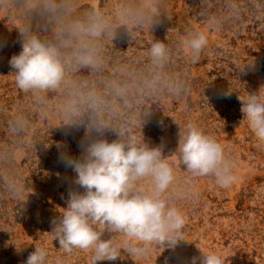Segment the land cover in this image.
<instances>
[{
	"label": "rangeland",
	"instance_id": "374dc122",
	"mask_svg": "<svg viewBox=\"0 0 264 264\" xmlns=\"http://www.w3.org/2000/svg\"><path fill=\"white\" fill-rule=\"evenodd\" d=\"M94 16L105 29L92 42L96 63L85 66L74 28ZM22 32L59 48L57 88L17 86L9 61ZM197 33L208 44L194 58L188 40ZM157 42L167 49L161 64L149 56ZM262 88L264 0H0V264H25L35 247L47 250V264H92L91 251L66 253L51 233L69 192L84 191L60 157L131 137L161 148L173 167L163 198L183 214L185 240L133 257L123 234L105 231L120 257L97 264H199L201 251L224 264H264V143L242 121L239 100L264 96ZM90 123L103 134L88 132ZM187 123L222 145L231 185L184 169L176 151ZM139 186L148 192L150 182Z\"/></svg>",
	"mask_w": 264,
	"mask_h": 264
},
{
	"label": "clouds",
	"instance_id": "9594fccd",
	"mask_svg": "<svg viewBox=\"0 0 264 264\" xmlns=\"http://www.w3.org/2000/svg\"><path fill=\"white\" fill-rule=\"evenodd\" d=\"M104 29L105 23L99 16H94L87 24L75 25L74 35L80 41L75 53L79 64L96 63V49L92 42ZM21 37L22 50L9 61L15 70L17 86L24 91L57 88L65 72L59 48L34 35L22 32ZM207 44L208 38L202 33L194 34L188 40L194 58L199 57ZM149 56L154 64H161L167 57L165 45L154 43ZM259 93H249L244 99L239 97L240 111L242 121L247 122L258 142L264 143V96ZM87 129L88 132L95 129L101 134L104 131L95 123L88 124ZM178 135L176 152L186 171L195 176L213 175L221 187L233 183L235 177L231 164L218 141L193 123L180 128ZM60 161L73 170L75 183L84 189L83 192H69L67 207L53 221L51 233L64 252L71 253L74 249L91 251L92 264L117 260L120 249L111 239L102 238L105 231L123 234L127 238L123 249L133 257L146 256L152 245L174 249L185 240L183 214L163 198L175 177L161 148H150L135 137L111 142L96 139L84 147L82 158L64 155ZM145 180L150 182L148 192L139 186ZM47 257L45 248L35 247L25 264H47ZM196 261L197 258L193 257L192 264ZM199 264L224 262L213 252L201 251Z\"/></svg>",
	"mask_w": 264,
	"mask_h": 264
}]
</instances>
